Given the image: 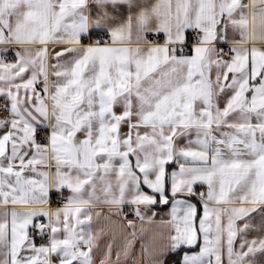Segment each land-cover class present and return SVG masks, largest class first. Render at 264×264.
Listing matches in <instances>:
<instances>
[{
  "label": "snow or ice",
  "instance_id": "6c2138e0",
  "mask_svg": "<svg viewBox=\"0 0 264 264\" xmlns=\"http://www.w3.org/2000/svg\"><path fill=\"white\" fill-rule=\"evenodd\" d=\"M0 98V264H94V206L169 204L152 264H264V0H0Z\"/></svg>",
  "mask_w": 264,
  "mask_h": 264
},
{
  "label": "crops",
  "instance_id": "0c3cea01",
  "mask_svg": "<svg viewBox=\"0 0 264 264\" xmlns=\"http://www.w3.org/2000/svg\"><path fill=\"white\" fill-rule=\"evenodd\" d=\"M229 35L231 36L232 33L230 32ZM235 38L239 39V36L236 35ZM221 46L227 49L230 45ZM10 58L11 57H9V59ZM0 101H4L3 98H0ZM126 130L127 129H125V131ZM43 135L44 133H41V138ZM181 143H183V141H181ZM197 190L204 191L203 188L199 187ZM68 195L69 193L67 190H64L63 196L53 192L50 195L49 204L44 207L49 211L61 208L64 204H57V199L61 197L66 198ZM193 202H196L195 198H193ZM198 208H200L199 204ZM128 209L132 211L130 207L124 206L123 212L119 214H117L115 208L110 209L105 205H96L91 209L92 231L94 234H99V248L93 250L94 264H100L109 244L112 246V264H152L151 254L157 252L166 242L168 228L167 225L162 222L170 218L168 213L170 212L171 204L153 207L152 211L155 212L156 215L153 217L152 223L141 222L137 218H127L125 216V211ZM96 213H100V215L97 216ZM147 215H151V213ZM128 221L133 222L135 225L134 229L128 227ZM39 222L47 223V218H41ZM133 230L135 231V237L131 235ZM34 239L37 246H40L35 237ZM129 241H131L132 247L130 254L125 256L123 254V248ZM145 249H147V251H145ZM117 253H120L119 260H117Z\"/></svg>",
  "mask_w": 264,
  "mask_h": 264
},
{
  "label": "built area",
  "instance_id": "2783aa9c",
  "mask_svg": "<svg viewBox=\"0 0 264 264\" xmlns=\"http://www.w3.org/2000/svg\"><path fill=\"white\" fill-rule=\"evenodd\" d=\"M3 107H4V101H0V118H3L7 115V113L3 111ZM65 202H66V198L61 197L57 199V204H64ZM125 216L127 218H136L132 214V211L130 209L125 211ZM34 237L36 238V241L39 245H43L47 243V237H41L39 235H35Z\"/></svg>",
  "mask_w": 264,
  "mask_h": 264
},
{
  "label": "trees",
  "instance_id": "16d2710c",
  "mask_svg": "<svg viewBox=\"0 0 264 264\" xmlns=\"http://www.w3.org/2000/svg\"><path fill=\"white\" fill-rule=\"evenodd\" d=\"M173 259H174V257H173Z\"/></svg>",
  "mask_w": 264,
  "mask_h": 264
}]
</instances>
